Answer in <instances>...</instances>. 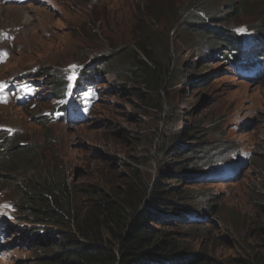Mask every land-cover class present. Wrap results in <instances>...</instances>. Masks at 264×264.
Instances as JSON below:
<instances>
[{
	"label": "rangeland",
	"instance_id": "374dc122",
	"mask_svg": "<svg viewBox=\"0 0 264 264\" xmlns=\"http://www.w3.org/2000/svg\"><path fill=\"white\" fill-rule=\"evenodd\" d=\"M189 12L206 30L178 26ZM218 30L215 40L231 32L249 52L246 42L264 34V0H30L22 6L0 0V147L18 137L26 152L16 177L5 171L15 168L10 158L1 167L0 154V264L31 260L29 227L16 220L12 200L31 168L65 172L79 201L92 190L119 191L113 188L132 173L149 185L165 170L166 186L181 193L172 201L187 205L191 192L201 191L198 207L214 218V228L197 230L195 238L172 229L191 246L189 253L211 264H237L259 253L252 250L264 236V78L260 85L248 83L221 61L224 48L213 47L207 33ZM147 31L155 32L151 45L157 55L171 57L175 73L158 92L172 106L167 123L168 109L158 116L135 96L134 89L154 99L129 82L127 66L110 47ZM85 70L102 74L93 88L75 82ZM53 84L63 100L53 95ZM188 129L194 132L182 143L205 148L204 179L193 187L171 179L181 160L158 153L164 143L159 131L165 130L168 147V136L181 138Z\"/></svg>",
	"mask_w": 264,
	"mask_h": 264
},
{
	"label": "trees",
	"instance_id": "16d2710c",
	"mask_svg": "<svg viewBox=\"0 0 264 264\" xmlns=\"http://www.w3.org/2000/svg\"><path fill=\"white\" fill-rule=\"evenodd\" d=\"M203 19L190 12L179 19L178 26L183 30L201 28L206 30L201 23ZM202 24V25H201ZM209 35L217 39L218 31H208ZM261 35H264L260 33ZM155 32H145L134 42H123L120 45L110 46L115 52V57L121 60L126 67V76L132 85L144 88L154 94V99L145 97L139 90H133L135 96L145 102L146 107L165 113L166 120L173 118L171 104L163 101L158 96L168 82L173 79L172 61L170 56L162 58L157 55L152 47ZM239 40L231 35L225 39L215 40L213 47L224 48L222 57L224 62L237 53ZM244 54V53H243ZM107 67V63L103 64ZM86 78L92 79L93 75ZM123 91V90H120ZM164 131H159L161 142L158 146L160 156H174L176 160L185 162L179 164V172L171 178L178 184L189 185L194 176L185 175L195 173L200 169L196 163V155L201 150L197 147L185 146L181 143L183 138H188L194 130L188 129L181 138L168 136L170 144L167 147ZM194 136L196 141L200 137ZM162 137V138H161ZM20 138L7 140L5 147H0V154L5 156L3 166L11 159L14 177L23 171L26 162L21 158L26 155L25 148L19 146ZM196 143V142H195ZM2 149V151H1ZM4 153V154H2ZM203 153V151H201ZM31 154L29 157H34ZM192 164L188 163L194 159ZM187 162V163H186ZM181 163V162H180ZM186 163V164H185ZM27 169L23 177V186L16 195L15 207L18 210V223L30 227L26 231L31 251L28 264H199L201 256L189 253L191 246H186L175 236L172 229L186 230L190 237L196 235L197 230L207 231L214 228L209 213L188 209V202L192 201L196 207L202 200L200 191L191 192V198H186L187 205H177L174 200H179L180 191H172L168 188L163 175L165 170L160 169L159 180H153L149 185L131 178L121 181V187H114L119 191L92 190L88 198L78 200L70 194V187L65 172L62 170L41 171L35 173L34 169ZM183 174H179L180 172ZM4 172V170L2 171ZM24 174V173H23ZM179 174V175H178ZM164 179V180H163ZM194 182V180H193ZM192 185V184H190ZM193 187V185H192ZM186 193V192H185ZM185 212H180L184 211ZM200 208H202L200 206ZM211 209V208H210ZM179 210V211H178ZM205 219V225L201 221ZM195 221V222H193ZM199 224H197V222ZM195 223V224H194ZM210 223L211 225H207ZM209 228V229H207ZM195 238V237H194ZM259 253L248 255V259H236L237 264H264V236L258 240ZM201 264H211L202 259ZM217 264V263H216Z\"/></svg>",
	"mask_w": 264,
	"mask_h": 264
},
{
	"label": "clouds",
	"instance_id": "9594fccd",
	"mask_svg": "<svg viewBox=\"0 0 264 264\" xmlns=\"http://www.w3.org/2000/svg\"><path fill=\"white\" fill-rule=\"evenodd\" d=\"M30 1V0H29ZM28 3V2H27ZM26 4V3H25ZM25 4H22V5H25ZM22 5H17V6H22ZM261 33V31H259L253 38H252V40H250V41H248L249 42V44H248V46H247V48H251V47H253V46H250V44L254 41V40H259V42H261L262 44H264V35H261L260 34ZM228 34H231V35H233L231 32H229ZM263 34V33H262ZM233 36H235V35H233ZM236 37V36H235ZM238 40H239V38L238 37H236ZM240 42V44H241V40L239 41ZM214 45V44H213ZM239 46V45H238ZM243 47L244 46H240V47H237L238 49H237V51H238V54H240V50L241 51H243ZM215 48H217V47H215ZM219 48H221V47H219ZM219 55L220 56H222L220 53H219ZM234 58H235V55L232 57V59L230 58L229 60H234ZM222 61V60H221ZM223 62H224V60H223ZM229 64H231L232 63V61L231 62H228ZM98 65V64H97ZM225 65H227V63L225 62ZM228 66V65H227ZM101 67H103V66H101V65H99V68H97V70H100L101 69ZM232 67L233 68H230V69H234V71L236 70V69H242V67H240L238 64H233L232 65ZM87 73H89L91 76L93 75V77H92V79H87L86 78V76H87ZM99 74H101L100 72L99 73H96V74H94L91 70H85V71H81L79 74H78V77L76 78V80H75V82H76V84H80V83H86V87H94L93 85L97 82V78L99 77L98 75ZM89 75V76H90ZM102 75V74H101ZM237 76V75H236ZM264 78V74L262 75V76H260L259 78H257V79H253V80H251V81H247V80H243V79H241V80H243V81H246V82H248V83H252V84H258V85H260L261 83H262V79ZM51 88L52 89H56V91H55V94H53V95H57L58 93H60L57 97H56V99H59V100H63L64 98H63V93L61 92V89L59 88V86L57 85V84H53L52 86H51ZM181 143H182V141H181ZM193 147H197V146H193ZM198 149V147L197 148H195V150H197ZM200 151L198 152V155H196V163H198V167L200 168V169H198V171H196L195 173H187L188 171H190V170H187L186 172H184V174L185 175H190V176H194L193 178L194 179H192L191 181H190V183H192V185L193 186H195L194 185V183H202V180L204 179L202 176H201V174H202V170H204L205 169V161L206 160H204V156H203V153H201V151H203L204 152V147L202 148V147H200ZM194 160H195V158L194 159H192V161H190V162H188V163H190V164H192L193 162H194ZM183 161L184 160H182L181 161V163L183 164ZM185 162V161H184ZM187 163V162H186ZM185 163V164H186ZM193 180H194V182H193ZM201 192V191H200ZM192 204V203H191ZM188 209H190L191 211H196L198 214H200L201 212H204L205 214H207L208 212H206V211H203V209H201L200 207H198V205L196 206V207H193V206H189L188 207ZM16 220L18 221V219L16 218ZM205 219H203L202 221H201V223H202V225H205L206 223H205V221H204ZM197 222V224H199V222L198 221H196ZM208 224V223H207ZM199 225H201V224H199ZM30 228V227H29ZM28 228V229H29ZM3 238V236L0 234V240ZM27 244H28V246H29V239L27 238Z\"/></svg>",
	"mask_w": 264,
	"mask_h": 264
},
{
	"label": "bare ground",
	"instance_id": "6f19581e",
	"mask_svg": "<svg viewBox=\"0 0 264 264\" xmlns=\"http://www.w3.org/2000/svg\"><path fill=\"white\" fill-rule=\"evenodd\" d=\"M24 3V2H23ZM23 3H16V4H23ZM1 38V37H0ZM2 40H4L3 38H2ZM1 41V40H0ZM2 42V41H1ZM3 48H4V46L2 47V50H3ZM262 53V52H261ZM1 54V53H0ZM6 56V55H5ZM214 176H217L216 174L214 175ZM193 222H195V221H193Z\"/></svg>",
	"mask_w": 264,
	"mask_h": 264
},
{
	"label": "snow or ice",
	"instance_id": "6c2138e0",
	"mask_svg": "<svg viewBox=\"0 0 264 264\" xmlns=\"http://www.w3.org/2000/svg\"><path fill=\"white\" fill-rule=\"evenodd\" d=\"M71 78H74V77H71Z\"/></svg>",
	"mask_w": 264,
	"mask_h": 264
}]
</instances>
